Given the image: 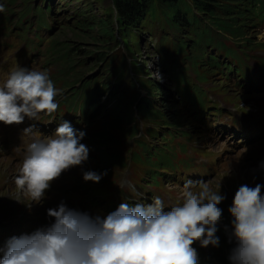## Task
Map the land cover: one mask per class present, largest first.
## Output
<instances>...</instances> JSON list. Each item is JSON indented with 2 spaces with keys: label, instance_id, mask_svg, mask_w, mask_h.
Here are the masks:
<instances>
[{
  "label": "clouds",
  "instance_id": "1",
  "mask_svg": "<svg viewBox=\"0 0 264 264\" xmlns=\"http://www.w3.org/2000/svg\"><path fill=\"white\" fill-rule=\"evenodd\" d=\"M4 11L5 5L0 3V13ZM58 94L47 72L18 69L0 86V122L20 124L25 118L51 116L59 107ZM24 134L32 135V128H26ZM84 135V131L64 122L51 136L28 144L15 185L31 203L46 208L43 199L50 182L87 161L89 149L80 143ZM105 174L86 171L82 179L96 183ZM200 183V190L194 192V182L186 181L181 203L171 206L170 211L163 210L166 205L159 196L149 205L122 202L105 216L90 215L61 201L56 208L47 209V216L52 218L48 226L31 234L26 229L23 235L6 242L0 264H198L194 243L201 248L212 246L210 264H223L214 256L219 253L216 233L223 213L218 205L226 196L221 194L220 185L212 191L207 183ZM261 187L241 185L232 203L226 200L230 204V237L236 245L229 256L230 264H264Z\"/></svg>",
  "mask_w": 264,
  "mask_h": 264
},
{
  "label": "rangeland",
  "instance_id": "2",
  "mask_svg": "<svg viewBox=\"0 0 264 264\" xmlns=\"http://www.w3.org/2000/svg\"><path fill=\"white\" fill-rule=\"evenodd\" d=\"M18 1L20 2L22 0ZM151 1L152 5L150 10L148 11V15L145 17L144 22L139 28L134 30L139 33L136 32L132 40L130 38L126 41V38L124 36H121L122 38H119L116 42L109 43L108 51H106V53L108 52V56H110L109 60L111 59V57H113L114 61L112 64L109 62V64H111L112 66L105 73H108V75H113L112 80H114L118 85H120L121 83L128 84L130 80H133L137 83L136 87H141L138 83L140 81H143L145 83L144 86H148V84L151 82L162 83L163 86H161V89L167 90L165 86L167 84V80L163 77V74L168 70L170 66V62L167 57L169 54L173 55V53L170 51V43H165V45L161 44L162 42L169 41V39H172L175 35L166 28L162 20L163 17L157 10L158 8L155 6V1ZM185 1L189 3V0ZM1 2L6 5V2H8V0H1ZM85 3L90 4V6L92 7L88 16L83 10ZM79 4H81L82 9ZM53 7L54 18L56 22L53 37L54 39L56 38L59 49H72L73 53L75 54L74 66L77 67L78 70H81V67L91 70L95 69V64L87 59L86 54L92 52L93 50H95V52H99V50H101V47L96 44V40L93 41L95 42V45H93L92 41H89L87 37H81V35L75 36L71 34V32L74 31L77 33H81L79 23L87 18H92L94 23L96 24L94 30H92L93 32L90 31V34L92 36L99 35L101 26L97 20H99L100 18H102L101 20H108V24L112 27V29L117 30L118 23L115 18L112 0H54ZM79 11H81V13ZM63 21H66V23H62ZM245 22L248 21L246 20ZM252 28L253 30L247 29L248 36L253 42H255V44H257V47L264 48V29H257L254 27ZM49 35L50 34L45 36V38H47ZM129 37L130 35L128 36V38ZM246 38L248 41L249 38ZM45 42L46 41H43L39 45V47ZM101 44L104 46L103 43ZM160 48H162L164 51L162 55L158 51ZM39 59L40 57H38V60ZM42 59H44V56L42 57ZM30 64V62H22L20 48L9 47L0 43V79H3L6 76L8 71L4 69L8 68L9 66L15 68L17 65L18 67H21L25 65L30 66ZM136 66L140 67L141 70L137 69ZM61 67L63 68L64 65H62ZM58 70L59 69H57L56 66L49 67V71L52 73L57 72ZM97 71H99V69ZM91 74L93 73H89L86 76V79L97 83L101 77H96L95 74H93L92 77H89V75ZM210 79L216 90L220 92V76L216 73L215 75L211 76ZM238 98L239 106H236L234 108L237 112H240L242 110L248 111L249 108L250 111H255L254 108L247 107V102L244 94H238ZM219 102L220 105L224 107L223 113H231L230 110L232 109L229 103L223 102L222 98H219ZM112 103H119V99L116 98V100L113 102L111 101V99H109V97H105L104 100L103 98H97L96 104L98 105V111L101 112L98 117V121L101 122H98L94 127V130L98 129L99 131L105 129L108 137L110 138H113L114 135L118 134V132L115 131L114 125H112L113 119L117 117L122 124V134H127L129 129L128 111H124V113L119 114L113 112L111 114V118L108 115L110 110L109 108ZM158 105H163L161 99H159ZM158 112H160V117L164 115L162 111ZM168 116H170V114H168ZM158 122L159 120L156 119V121L152 123L153 127H155ZM183 127L184 128L181 127L179 129L182 132H188L189 128H193L187 122L183 123ZM163 129L164 125L162 124L155 130H153L152 137L148 138L149 142H152L156 138L157 133L162 134ZM202 130V128L197 127L195 131L191 133L189 141L194 142V140L197 139L200 143H203L205 140V136H208L209 134L205 133L201 135L200 132ZM226 138L227 136L225 135L220 136V143L216 144L213 148L206 149L205 153L197 161L200 162L201 160H204L207 163H187L185 169L179 170L178 174L181 177L186 178V175H188V173L208 171L211 174V178L207 181V183L213 184L215 189H217L220 185L221 194L226 196V199L223 201L225 203L226 200L232 203L234 194L241 185L255 187L256 184H260L262 185L261 192L264 193V190L262 189L264 188V183L262 180H260L263 179L261 176H263L264 174L256 172V170L252 167V164L256 163L257 158L260 156V154L252 153L249 155H244V157L242 158L243 165H235L233 161L236 160L237 152L241 149L242 146H235V149L232 150L231 144H235L233 140L238 139V137L231 138L225 143ZM158 141L160 140L154 142L151 147L159 148L160 142ZM21 149H23V146L18 141L17 131H11L8 134L3 133L2 131L0 132V215L2 216L5 215V212H8L7 206L13 208L16 206L17 202H27V198L24 195L25 193L20 192V190H18L16 187L14 189H6L1 185L5 181L12 182L13 177L15 176L14 174L16 173V176L19 174V170L16 171L18 166L15 164L16 161H13V159L15 155L21 154ZM175 151L176 150L172 145L168 148H165L161 153L173 154ZM176 161H180L179 164H181L183 162V159L181 157H178L175 162ZM94 169L98 174L106 173L102 176L99 182L107 184L111 191L114 189L113 187H110V184L113 180L117 182V188H131L132 186L131 183L127 181V179H129L130 177L126 175L127 173L124 174V170L118 169L108 172L104 167H100L98 164H95ZM148 170H150V167ZM145 176L146 174L144 172H139V175L136 178V184L139 186V188L143 187L142 183L146 181ZM152 179L155 180V176H153ZM177 182L178 180H175L173 181V184L176 185ZM197 189L199 191L200 187H197ZM179 191L182 192L183 189L180 188ZM194 192H196V190ZM100 196L108 197L107 194L103 193L102 188H100L98 191V197ZM93 199L95 198H92V200ZM167 201L170 202L169 199H167ZM218 207L223 209V211L226 210L221 204L218 205Z\"/></svg>",
  "mask_w": 264,
  "mask_h": 264
},
{
  "label": "trees",
  "instance_id": "3",
  "mask_svg": "<svg viewBox=\"0 0 264 264\" xmlns=\"http://www.w3.org/2000/svg\"><path fill=\"white\" fill-rule=\"evenodd\" d=\"M155 6L158 8L157 10L163 17L162 20L167 29H169L175 36L172 39H169L167 42H162V45L165 43H170L169 46L173 52L168 55V60L170 62L169 71L172 76L176 74L179 75V84L181 89L177 93V100L173 104H169L170 97L167 95L164 97L163 106H167L166 112L170 114V119L173 124H176L179 128L183 127V123L187 122L188 124H193L192 122V114L194 113V104L187 103L183 98V90L189 92L191 95H198L199 92L197 90H189L184 87L182 74V64L183 61L190 64L189 60H185L186 56L189 55L190 58H194V60H201L204 57V49L213 43L212 34L214 30L220 31L226 37L237 38V44L239 45H247L250 44L255 45V42L251 40V38L247 34V29L253 30L251 17L248 18L247 12L252 10H258L264 13V0H189V3L185 0H154ZM29 2V1H28ZM81 9L82 6L79 4ZM112 5L114 7L115 18L118 23V29L113 30L112 27L108 24V20H97L100 24V32L98 36H92L90 31L93 32L95 28V23L92 18H87L84 21L79 23L81 33L71 32V34L75 36L87 37L89 41H92V44L95 45L94 40H96V44L101 47L99 52H92L86 54V57L90 62L92 61L95 64V69L82 68L81 70L73 73L74 67V59L75 56H72L61 64L64 65L63 68L59 69V74L55 75V79L58 82L67 86L69 84L78 82L83 80L87 81L86 76L89 73L95 74L96 77H102L105 72L112 66L113 57L109 60L110 56H108V47L109 43L116 42L121 36L128 39L133 38L137 31L135 29L139 28L141 24L144 22L145 17L148 15V11L151 8L152 1L151 0H112ZM92 7L90 4H84V11L86 15H89ZM81 13V11H79ZM248 22H245V21ZM139 33V32H137ZM130 37L128 38V36ZM249 38L248 41L247 38ZM246 38V39H245ZM101 39V40H99ZM54 45L57 46L58 42H56V38L52 39ZM245 41V42H244ZM100 42V43H98ZM103 43L104 46L101 44ZM62 50V49H60ZM164 53V51H163ZM235 57H238L236 54ZM211 63H215L214 60H208ZM109 62L111 64H109ZM195 63V62H194ZM99 69V71H97ZM196 70L199 72H203V69L200 65H196ZM89 77H92V75ZM113 75H108V80H110ZM101 79V78H100ZM90 85H92V81H89ZM97 85V83H94ZM139 86H144L145 83L140 81ZM136 82H132V80L128 83L125 91L118 89L115 85L112 88V93L114 97L119 99V103L117 108L115 109L117 112H129V120L132 121V112L131 105L134 106L137 98L138 92L135 93ZM149 87L145 88V90L150 87H158L156 83H149ZM106 89H109L108 87ZM104 90V88H103ZM137 109L140 115L144 114V105H137ZM158 113H154L152 117L156 116ZM144 118V117H143ZM121 132L123 129H120ZM134 136L137 137V127L129 128L127 134L119 135V138H114L111 142L113 145L118 147L119 140L128 149L132 150L131 146L128 145L129 137ZM136 145L139 149L143 151L146 148L142 147L140 141H136ZM141 146V147H140ZM176 147L181 151L186 149V145L182 142L176 144ZM196 152H194L195 154ZM139 154V153H138ZM142 154V155H141ZM140 155H133L132 160H143L146 161L147 157L143 153ZM147 170V167L141 162L138 163L137 170L141 172ZM153 170V167H151ZM109 189V186L106 187ZM224 208L227 210L223 211L221 222L218 225L217 236L220 238V243L218 250L219 253H215V259L223 264H230L229 256L231 250L236 246L234 241H231L229 225L231 221V217L228 213V208L230 204L221 202ZM220 256V258H218ZM205 260V259H204Z\"/></svg>",
  "mask_w": 264,
  "mask_h": 264
},
{
  "label": "bare ground",
  "instance_id": "4",
  "mask_svg": "<svg viewBox=\"0 0 264 264\" xmlns=\"http://www.w3.org/2000/svg\"><path fill=\"white\" fill-rule=\"evenodd\" d=\"M44 27H43V31L41 32V35L42 34H44ZM50 36V35H49ZM47 37V38H43L40 42H39V44H38V47H39V45L43 42V41H47L50 37ZM246 39V38H245ZM35 39H33L32 40V42H31V44L29 45V47H28V52L30 53V55H33V54H35V52L33 51V48H34V45H33V41H34ZM247 41V40H246ZM245 42V41H244ZM245 47H248L247 45H244ZM221 48H219L218 49V52H217V54H216V56H215V58L214 59H212V58H210V59H206L205 61H204V65H203V70H204V72H205V74L207 73V74H209L210 76L209 77H211V76H213V75H215L216 74V70H215V67H217V66H222V65H224L225 64V61H221L220 59H221ZM38 57H41V56H38ZM37 57V58H38ZM214 60L215 61V63L213 64V63H211L210 61H208V60ZM239 60H240V58H239ZM239 60H237L236 62H238ZM192 79L194 78V77H191ZM264 80V75H263V73H261V74H259L258 75V77L256 78V77H251V76H249V74H247L246 75V82L247 83H250V81H252V83H256V82H262ZM184 82V81H183ZM184 87H186L187 88V85H186V82H184ZM183 93H185V90H183ZM237 94H242L243 95V93L241 92V91H237ZM177 98V97H176ZM219 98H222V93H221V91L219 92ZM105 98H103V100H104ZM109 99H111V98H109ZM96 100H97V98H96ZM116 99H111V101H115ZM177 100V99H176ZM161 101L162 102H164V100L163 99H161ZM238 101H239V98H238ZM97 110H98V105H97ZM217 110L218 111H220L219 110V107L217 108ZM154 113H158V111H155ZM154 115V114H153ZM160 115V112H159V114H157L156 115V117L157 116H159ZM211 136V134L209 133V135L208 136H205V139H208L209 137ZM194 138V137H193ZM220 136H219V134L218 133H216V136L211 140V142L209 143V144H206L205 146H206V148H213L216 144H219L220 143ZM158 142H160V141H158ZM141 145H142V147H144V148H146V150H147V152L150 154V159H149V164H150V166H152L153 167V170L151 169V167H150V170H149V179H152L153 178V176H155V179H156V177H157V173H156V166L159 164V160L157 159V161H153V156L155 155V157H156V150L158 149V148H154V147H151V146H148L146 143H144V142H141ZM252 147H253V153H259L260 154V156H264V135L263 134H259V136H258V138L254 141V142H252ZM235 149V145L233 144L232 145V150H234ZM248 155V154H247ZM163 156H164V158L165 159H167L169 162H171L172 164L170 165V167L172 168V167H174V166H176L177 164H178V167L181 165V164H179V162L180 161H176L175 162V160L177 159V154L174 152L173 154L172 153H165V154H163ZM198 157H200V156H198ZM183 160L184 161H186L187 163H190V162H196V163H207V162H205L204 160H201L200 162H197V161H194V160H192L191 158H183ZM152 162V163H151ZM238 165H243L242 164V162L241 163H239ZM203 177H207L208 176V174H207V172L206 171H202V172H199ZM195 175H197V174H195ZM184 176V175H183ZM15 177L16 176H14L13 177V181L11 182L10 181V184L12 185L13 183H14V181H15ZM210 179V178H209ZM209 179H207L204 183H207V181L209 180ZM185 180H190L189 178H185ZM144 182H146V181H144ZM143 182V183H144ZM194 182H196V181H194ZM143 183H142V185H143ZM208 184V183H207ZM132 185V187H134V188H139V186L136 184V183H133V184H131ZM209 185V184H208ZM16 187V186H15ZM14 187V188H15ZM197 187H200L201 188V183L200 184H197ZM14 188H12V189H14ZM17 188V187H16ZM99 199L98 200H96L93 204H92V209L94 210V211H98V210H101V209H104V208H106V207H109V206H113L114 208L118 205L117 203L118 202H116V200H114L113 198H109V197H98ZM148 199V198H147ZM229 202V201H228ZM139 204H142V202H140ZM149 205V204H148ZM42 204L41 203H34L33 205H31V207L27 210V211H24L23 212V216H24V218H31L32 220H35V218H40L41 217V215H42ZM36 221H42V220H36ZM26 226H32V224H34V223H36V222H23Z\"/></svg>",
  "mask_w": 264,
  "mask_h": 264
}]
</instances>
